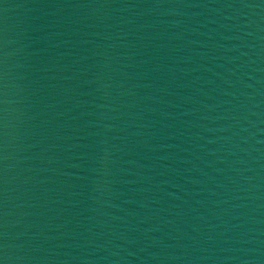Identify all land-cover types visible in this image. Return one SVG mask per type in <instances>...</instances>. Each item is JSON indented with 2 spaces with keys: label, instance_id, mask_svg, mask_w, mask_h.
Returning <instances> with one entry per match:
<instances>
[{
  "label": "water",
  "instance_id": "95a60500",
  "mask_svg": "<svg viewBox=\"0 0 264 264\" xmlns=\"http://www.w3.org/2000/svg\"><path fill=\"white\" fill-rule=\"evenodd\" d=\"M0 264H264V0H0Z\"/></svg>",
  "mask_w": 264,
  "mask_h": 264
}]
</instances>
